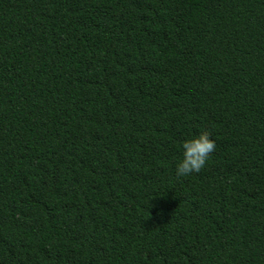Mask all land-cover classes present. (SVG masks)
<instances>
[{
	"label": "trees",
	"instance_id": "trees-1",
	"mask_svg": "<svg viewBox=\"0 0 264 264\" xmlns=\"http://www.w3.org/2000/svg\"><path fill=\"white\" fill-rule=\"evenodd\" d=\"M0 264H264V0H0Z\"/></svg>",
	"mask_w": 264,
	"mask_h": 264
},
{
	"label": "clouds",
	"instance_id": "clouds-1",
	"mask_svg": "<svg viewBox=\"0 0 264 264\" xmlns=\"http://www.w3.org/2000/svg\"><path fill=\"white\" fill-rule=\"evenodd\" d=\"M215 148V141L210 138L207 130L194 134L181 142V156L175 162V175L185 176L199 172L205 165L209 154Z\"/></svg>",
	"mask_w": 264,
	"mask_h": 264
}]
</instances>
